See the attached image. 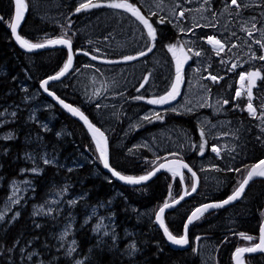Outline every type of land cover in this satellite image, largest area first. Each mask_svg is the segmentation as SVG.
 <instances>
[{
	"label": "trees",
	"instance_id": "trees-1",
	"mask_svg": "<svg viewBox=\"0 0 264 264\" xmlns=\"http://www.w3.org/2000/svg\"><path fill=\"white\" fill-rule=\"evenodd\" d=\"M25 2L28 12L19 31L22 38L30 43H39L40 37L48 36L51 32L55 33L53 36L63 37L67 31L65 38H71L74 49L79 48V38L73 33V27H78V24L74 23L72 16L66 15L61 24L43 21L33 13L30 1ZM129 2L138 4L136 0ZM223 2L229 4L230 0H214L217 11ZM12 16V0H0V17L4 18L0 20V215H3V219H0V264H200L192 246L185 250L171 248L153 220L142 218L137 213V210L150 208L154 215L166 200L170 202L180 197L183 185L179 177L163 172L147 184L136 187L122 186L109 179L102 171L95 145L83 127L39 92V82L62 69L65 51L50 49L22 52L11 39L9 24ZM159 18H152L157 33L155 44L165 50L178 40L180 32L167 19L165 23H159ZM64 25L69 29H65ZM207 34L216 33L206 30L200 36L205 37ZM224 43L226 47L220 55L201 45L202 50L213 60L204 74L223 77L217 83H211L208 79L204 83H208L214 93H224L227 91L225 88H229L227 95L230 92L232 99L231 92L238 73L249 71L237 48L228 50L234 42L224 40ZM232 64L238 67L232 69ZM168 68L163 93L175 80V69L171 64ZM70 75L61 83L50 84L49 89L79 108L94 124H99L92 115L95 114L92 108L84 106L69 84L60 88ZM253 94V106L257 110L254 118L238 110L227 114L230 119L246 126V148L242 152L243 156L230 161H234L231 166L230 162L224 166V153L223 160L221 156L213 157L215 165L222 169L218 172L223 182L220 188L208 189L211 185L206 186L202 171L195 164L196 153L186 155L165 151L155 156L145 147L132 148L131 143L140 136L135 130L130 131L131 135L124 145L117 144L115 137L109 138L110 164L122 175H146L160 162L170 158L184 159L197 173L200 184L196 194L164 215V224L173 235L182 234L184 222L194 208L202 203L227 198L244 179L250 166L264 158V134L256 126L261 113L258 100L264 97V79L257 80ZM43 100L49 102L48 106H40L32 115V104ZM239 101L237 108L245 102L243 98ZM229 104L233 103L230 101ZM164 109L157 111L163 119L155 124H143L141 132L173 122L175 126L185 128L189 135L197 136L198 112L185 114L173 108ZM7 112L12 115L3 120V114ZM126 123L123 120L114 134L120 135ZM115 125H119L118 118ZM214 144L220 145L216 140H208L206 148ZM171 153L178 155L173 156ZM77 158L80 159L75 162ZM54 159L57 163L51 162ZM237 168L241 171H234ZM24 171L35 173L24 175ZM24 176L30 177L31 188L18 205L11 201L8 203L10 183ZM184 180L186 182L183 184L190 190V175L184 173ZM59 193L64 194L65 200L56 204L51 213L36 212L37 206L46 204ZM102 217H105L104 225L101 223ZM263 219L264 178H257L249 184L241 201L205 213L192 224L188 235L191 238L199 233L210 242H215V264H232L231 256L236 248L251 247L257 242ZM64 227L70 231L63 237L61 231ZM240 233L251 235L254 239L245 240ZM244 262L264 264V253L247 256Z\"/></svg>",
	"mask_w": 264,
	"mask_h": 264
},
{
	"label": "rangeland",
	"instance_id": "rangeland-1",
	"mask_svg": "<svg viewBox=\"0 0 264 264\" xmlns=\"http://www.w3.org/2000/svg\"><path fill=\"white\" fill-rule=\"evenodd\" d=\"M29 1L33 13L43 21L61 24L66 19V15H68L72 16L73 20H75L74 23L78 24V27H73L74 32H72L78 36L79 45L82 46L81 49L92 53L97 59L89 61L84 58L81 66L73 69L67 82L60 88L63 89L68 84L70 85L71 89L84 102V106H88L90 109L92 108V112L94 111L95 114L92 115L99 121L97 126L106 133L109 129L110 132L107 135L110 139L115 137L114 141L117 144L124 145L131 135L129 134L130 131L133 129L139 133L140 137H137L131 143L132 148L138 146L145 147L155 156H159L165 151H174L186 155L196 153L195 164L202 171L206 186L211 185L208 189L223 186V182L218 175V172L222 171V169L214 163L213 157L217 153L212 151V147L216 146L220 150L219 156L222 157V160L224 153V166H228L231 160H238V158L243 156L242 152L246 148V126L239 124V121L230 119L227 114L230 111L238 110L239 112L246 113L249 117H253L247 111L246 83L248 81H245V88L242 90L240 98H243L245 102L240 108H237L240 104V98H236L235 94L237 89H240L239 73L245 71L238 73L236 85L231 92L232 99L230 92L227 95L228 90L230 91L229 88H225L227 91L224 93H214L210 85L204 83L206 79L214 83L208 78V74H204L205 70L212 65L213 60L209 54L207 55L202 50L201 45L209 46L208 48L214 51L211 45L207 43L208 36H214L222 42L224 40L234 42L237 45L235 47L237 48V52L245 59L244 62L248 67V71L259 69L262 76L264 61L250 59V57L253 53L256 57L264 55V50L254 42L255 40H264V31H255L251 38L248 36V31L252 30L253 23H255L256 29H264V0H238V3L241 4L239 9L235 6L228 7L230 2L229 4L228 2H223L220 4L218 11L214 0H210L209 4H204V0H136L138 4L135 5L148 16L152 18H159L161 16L166 17L167 20H171L173 27L180 32L178 40L172 43L178 46L177 55H182L179 51V46L183 45L184 52L191 57L183 65L182 83L179 86L180 94L167 104H150L148 100L165 94L163 93V89L168 79V65L171 64L172 68L175 69V60L172 53L168 51V48L164 50L156 47V44L147 55L138 56L140 51L147 50L150 43L147 37V29L142 24L124 15L119 9L114 10L108 7L92 8L76 13L75 9L79 6L81 0ZM181 9L185 10V15L183 18H178V13ZM152 13H156V16L152 15ZM253 17H255V20L252 19ZM152 22L150 23L153 25ZM209 23L215 24V27H196L197 24L207 25ZM64 28L69 29L65 25ZM242 28L248 31H244ZM181 29L185 31H181ZM206 30H212L216 34H207L205 37L200 36V33ZM39 39V43L52 40L44 39L43 36ZM188 49H192V51L189 52ZM197 51L201 53L200 56L193 54ZM125 56H137L138 58L125 61L123 59ZM66 60L65 56L63 64H65ZM173 74H175V71ZM145 76L148 77V82L144 84L143 88H140V84L144 82ZM173 82H170L167 91L171 88ZM133 87L136 88L134 89ZM138 88L139 91H137ZM135 90L137 93H134ZM137 96H142L143 99L137 100V102L134 99ZM224 100H228V104H223ZM230 101L233 103L232 105L229 104ZM258 101L262 113L264 112V107L261 105L264 104V97ZM48 103V101L43 100L32 104V115H34L40 106H48ZM97 105H100V107H97ZM164 107L173 108L174 111L185 114L198 112V117L201 114L202 118L196 116L197 122L201 123V125L199 123L197 136L189 135L185 128L177 127L173 122L161 125L157 124L158 126L142 133L143 124H155L158 122L154 118L145 120L144 117H154V114L158 110L164 109ZM261 113L258 115L256 126L264 134V118L261 117ZM11 115L10 112L3 114V120ZM117 118L119 120L118 126L115 125ZM7 120L8 118L5 121ZM123 120H126L127 123L122 129L121 134H114V132L119 130L120 123ZM5 121L3 122L5 123ZM201 129L204 131L203 140L200 135ZM10 135L12 134H7V136ZM126 136L128 137L126 138ZM206 138L208 140H216L220 145L214 144L207 149L206 144L208 140ZM205 141L206 144L201 155L200 145ZM79 159L77 158L75 162H78ZM81 159L85 160L84 156H81ZM51 162L57 163L55 159L51 160ZM230 163L231 166L234 164V161ZM33 173L35 171L23 172L24 175ZM170 174L172 175V173ZM175 177L178 178V176ZM185 182L183 177V183ZM192 183L193 178L191 177V186ZM30 188V177L24 176L21 179L12 181L10 183L8 203L11 201L12 204L16 203L18 205L25 198ZM63 200H65L64 194L59 193L46 204L37 206L35 208L36 212L49 214L54 210L55 205ZM101 208L104 209L105 207L101 206ZM137 211L140 217L149 221L150 219L153 220L152 209L148 208ZM107 219H109V216ZM105 222V217H102V225ZM69 231L68 227H64L61 235L63 237L66 236ZM73 246L74 244L72 248ZM197 253L200 264H214L213 249L208 241L199 244Z\"/></svg>",
	"mask_w": 264,
	"mask_h": 264
},
{
	"label": "snow or ice",
	"instance_id": "snow-or-ice-1",
	"mask_svg": "<svg viewBox=\"0 0 264 264\" xmlns=\"http://www.w3.org/2000/svg\"><path fill=\"white\" fill-rule=\"evenodd\" d=\"M210 0H204V4H209ZM159 6V5H158ZM235 6L237 9L241 7V4L238 3V0H230V5L228 7ZM100 7H108L111 9H122L125 12L131 13L133 17L138 20L145 29H147V37L149 39V46L147 47L146 51H140L138 53V56H145L148 52H151L153 47L155 46V41L157 39V33L156 29L153 27V25L149 22L150 17H145V15L142 14L141 10L133 3L129 2V0H81L79 3V6L76 7L75 12L79 13L82 10L87 11L92 8H100ZM179 7V5H177ZM28 8L27 3L25 0H14V10H15V16L13 21L9 24V27L11 29L12 35L15 37L16 41L20 44L21 47L26 48L27 50L31 51L33 49H39L44 48L46 45H53V44H59V45H65L68 47V57L67 61L65 62L63 68L53 76L48 77L42 82V87H44V90L47 92L48 88L46 85L49 83L50 80H58L61 77H63L69 70V68L72 65L73 61V55H72V48H71V38H65L67 37V31H65L64 36L60 37L55 40H47L45 43H30L27 39L22 38L18 33V27L20 26L21 21L24 18V14ZM210 10V9H208ZM152 15H156V13H152ZM185 15V10L181 9L178 13V18H183ZM214 15V14H213ZM3 17H0V20H3ZM255 20V17L252 18ZM166 17H160L159 23L163 24L165 23ZM169 23H171V20H168ZM215 27V24L209 23L207 25H199L197 24L196 27ZM68 27H71V23H69ZM244 31H248L247 29H243ZM181 31H185L184 29H181ZM255 31H264V29H256L255 23L252 24V30L248 31V36L251 38L253 36V33ZM235 35V33H233ZM256 44L260 46L262 50H264V40H255ZM207 43L209 45L213 46V50L216 52L217 55H220V53L224 52L226 43L222 42L220 39H217L214 36H208L207 37ZM232 47H237V45L233 44L231 47L228 48L229 51H231ZM251 47V45H249ZM168 51L172 53L173 58L175 60V80L171 85L170 90H168L164 95H161L157 98L149 99L148 103L150 104H167L170 101L174 100L180 93H179V86L182 83V68L183 65L191 59V57L184 52L183 45L179 46V51L182 53V55H177L178 46L176 44H170L168 45ZM189 52L192 51V49H188ZM88 53H85L87 55ZM195 56H200L201 53L199 51L193 53ZM137 56H125L123 59L125 61H131L137 59ZM92 59H97L96 56H92ZM250 59H259L264 61V55H260L259 57H256L255 54L250 57ZM224 63V61H221ZM238 67L237 64H232V69H235ZM230 69V70H232ZM211 81L218 82L219 79H223V77H217L215 75L209 74V77ZM259 79H264V77L261 76V71L255 70V71H249V72H241L239 73V82H240V89H237L236 91V98H240L242 95V90L245 88V81H248L247 84V91L246 95L248 98L247 103V111L250 115L256 116V108L253 107L252 104V89L255 87L256 81ZM148 82V77H144V82L140 84V88L144 87V84ZM139 91V88L137 89ZM49 95L55 96L54 93L49 92ZM57 100H59V97H55ZM136 100L143 99L142 96L134 97ZM228 100H224L223 104H228ZM59 103L63 105L64 108H66L72 115L79 117L81 121H83L84 125L87 127L88 131L91 133L92 139L95 142L96 149L99 152V159L103 163L104 168L108 169L113 176L117 177L119 180L125 181L129 184H140L143 181L149 180L152 176L156 174V172L160 171L161 169H166L168 172L172 173L173 177L177 175H181L179 172V169L185 168L189 172H191L194 182L191 186V191H185L183 195L179 197V199H173L171 203H169L167 200L164 202V204L159 208V211L156 213V221L159 223L160 227L163 228L165 236L168 238V240L175 244V245H186L188 243L187 239V224L185 225V233L184 235H181L179 237L173 235L169 232V229L164 224V212L166 209L173 207L175 204H179L181 200L184 199L185 196L191 195L193 192L197 189V179H196V173L192 172V169L188 166V164L183 163L180 160H172L168 163H160L157 167L154 168L153 171L148 172L146 175L134 177V176H126L122 175L120 172L116 171L115 169L111 168L108 160V140L105 136V133L101 131L100 128L96 127L92 122H90L89 118L80 111L79 108L72 107L69 104L64 103L63 100H59ZM264 107V104L261 105ZM97 107H100V105H97ZM174 110V109H173ZM190 111V109H189ZM261 117L264 118V112L261 113ZM156 119L161 120L163 117L160 116L159 113H155L154 117L145 116V120L150 119ZM200 135L203 140L204 138V131L203 129L200 130ZM10 138V137H9ZM206 144V141L200 145L201 149V155L203 154V149ZM212 151L217 153L219 155V149L216 146L212 147ZM173 156H177V153H171ZM49 161H45V163H48ZM247 167V166H246ZM232 170V169H230ZM234 171H241V169L237 168L234 169ZM254 177H264V159H261L258 163L252 164L247 171L246 176L244 179L239 183L238 187L233 191V193L228 196L227 199H225L222 202L219 203H211V204H204L200 207L196 208L191 215L188 217V224H191L194 220L199 219L205 212H207L209 209L213 208H220L223 207L226 204H229L230 202H233L237 199H239L244 191L245 187L249 184V182ZM181 179H183V176L181 175ZM169 197L171 198V192H169ZM18 202V201H17ZM18 215V214H17ZM0 219H3V215H0ZM260 236H259V243L255 244L252 247H238L235 250V260L236 264H243L242 255L244 253H250L255 251H261L264 252V224L260 226ZM240 235L248 241H252L254 239L251 235H245L243 233H240ZM199 239V238H197Z\"/></svg>",
	"mask_w": 264,
	"mask_h": 264
},
{
	"label": "water",
	"instance_id": "water-1",
	"mask_svg": "<svg viewBox=\"0 0 264 264\" xmlns=\"http://www.w3.org/2000/svg\"><path fill=\"white\" fill-rule=\"evenodd\" d=\"M12 4H13V16H12L11 22L13 21L14 16H15L14 0H12ZM119 10L122 11V12H124V13H126L131 19H133V20H135L136 22L140 23L138 20H136L135 17H133V16L131 15V13L125 12V11H123L122 9H119ZM26 14H27V10H26V12H25V14H24V18H23V20H22L21 23H20V26L18 27V33H17V34H19V31H20L21 25L23 24V21H24V19H25ZM142 14H143V13H142ZM143 15H144V14H143ZM145 17H146V16H145ZM146 18H147V17H146ZM140 24H141V23H140ZM9 31H10V35H11V39H12V41H13L14 44L17 46V48L20 49L22 52H25V53H33V52H37V51H40V50L64 49V50L67 52V57H68V47L65 46V45H59V44L46 45L44 48L33 49V50L29 51V50H27L26 48L21 47L20 44L16 41L15 37H14V36L12 35V33H11V29H10V27H9ZM19 35H20V34H19ZM56 39H58V38H56ZM53 40H55V39H53ZM71 48H72V44H71ZM77 53H78V54L85 55L86 52H84V51H79V52H76V54H77ZM72 55H73V61H72V65H71V67L69 68L68 72H67L63 77H61V78L58 79V80H50L49 83L46 85L47 88L49 87L50 84L61 82V81L64 80L67 76H69V74L72 72V70H73V68H74V66H75V58H76V55H75V52H74L73 49H72ZM85 56H90V55L87 54V55H85ZM57 73H58V72H57ZM57 73H56V74H57ZM56 74H54V75H56ZM51 76H53V75H51ZM49 77H50V76H49ZM47 78H48V77H46L45 79H47ZM45 79L41 80V81L39 82V84H38L39 92H40L41 94H43L45 97H47L48 100L50 101V103H51L53 106L57 107L62 113L66 114V115L69 116L71 119H73V120L76 121L78 124H80V125L83 127V129L85 130V132L87 133V135L90 137V139L93 141L92 136H91V133L88 131V129H87V127L84 125L83 121H81V120L79 119V117L72 115V113H70L66 108L63 107V105H61V104L59 103V100H63V99L60 98V97H59L54 91L50 90L49 88H48V91H47V92L44 90V87H42L41 85H42V82H43ZM247 84H248V82H247ZM49 92L54 93L55 96H53V95H49ZM55 97H59V100H57ZM63 101H64V103L69 104V105H71L72 107H75V106H73L72 104L66 102L65 100H63ZM75 108H77V107H75ZM80 111H81V110H80ZM89 120H90V119H89ZM90 122H91V120H90ZM95 126H96V125H95ZM96 127H97V126H96ZM98 128H99V127H98ZM100 129H101V128H100ZM101 131H103V130L101 129ZM103 132H104V131H103ZM104 133H105V132H104ZM105 136L107 137L106 133H105ZM107 140H108V137H107ZM93 142H94V141H93ZM94 143H95V142H94ZM98 153H99V152H98ZM108 160H109V164H110L109 140H108ZM172 160H180V161H182L183 163L188 164L184 159H179V158H171V159H167V160H165V161H162L161 163H168L169 161H172ZM100 163H101V169H102V171H103V172H104V173H105V174H106V175H107L112 181H114V182H116V183H118V184H120V185H122V186H126V187H136V186H141V185L147 184L148 182H150L151 180H153L158 174L163 173V172H168L166 169H161L160 171L156 172V174H155L154 176H152V177H151L149 180H147V181H143V182H141L140 184H129V183H127V182H125V181H122V180H119L117 177L113 176L112 173H111L108 169L104 168L103 163H102L101 161H100ZM257 163H258V162H257ZM159 164H160V163H159ZM159 164H158V165H159ZM158 165H157V166H158ZM110 166H111V164H110ZM157 166H156V167H157ZM188 166H189V165H188ZM189 167H190V166H189ZM111 168H112V166H111ZM190 168H191V167H190ZM191 169H192V168H191ZM153 170H154V169H152L151 171H153ZM184 171H186V172H187L188 174H190L191 177H192L191 172H189L187 169H185V168H181V169H179V172H180V174H181L182 176H183V172H184ZM192 172H195V171L192 169ZM195 173H196V172H195ZM181 175H179L180 178H181ZM192 178H193V177H192ZM257 178H263V177H254V178L249 182V184H250L251 182H253L255 179H257ZM196 179H197V181H198V182H197V189H196V191L193 192L191 195L185 196L184 199L181 200L179 204H175L173 207H170V208L166 209L165 212H164V215H165L166 213H168V212H170V211L176 209V208H177V207H178V206H179V205H180L185 199H187V198L193 196L194 194H196V192L198 191V188H199V177H198L197 174H196ZM193 182H194V180H193ZM249 184L245 187V191H246L247 187L249 186ZM182 185H183V184H182ZM190 190H191V189H190ZM185 191H186V189H185V187H183L182 192H181V195H183ZM245 191H244V193H245ZM189 192H190V191H189ZM244 193H243V195H244ZM181 195H180V196H181ZM243 195H242L239 199H237V200H235V201H233V202H230L229 204H226V205H224L223 207L209 209L207 212H209V211H213V210H216V209H221V208L229 207V206H231V205H233V204H235V203L241 201V199L243 198ZM229 196H230V195H229ZM227 198H228V197H227ZM227 198H225V199H227ZM177 199H179V197H178ZM225 199H223V200H221V201L206 202V203L200 204V205L197 206L196 208H198V207H200L201 205H204V204L219 203V202L224 201ZM171 202H172V201H171ZM171 202H169V203H171ZM196 208H194V209L188 214V216H187V218H186V220H185V222H184V225H183V234H182V235H184V233H185V225L187 224V239H188V230H189V228L191 227V225H192L195 221L198 220V219H196V220H194L191 224H188V217L191 215V213H192ZM158 211H159V209L156 211V213H157ZM207 212H205V213H207ZM156 213L154 214V224H155V226L159 229V231H160V233L162 234V236H163L165 242L167 243V245L170 246V247L173 248V249H176V250H185V249H187V248H188V243H189V241H188V243H187L186 245H175V244L171 243V242L168 240V238H167V237L165 236V234H164L163 228H161L160 225H159V223L156 221ZM205 213H204V214H205ZM204 214H203V215H204ZM203 215H202V216H203ZM202 216H201V217H202ZM201 217H200V218H201ZM163 218H164V217H163ZM262 224H264V219H263V221L261 222L260 226H261ZM259 230H260V227H259ZM259 236H260V231L258 232V242H257V243H259ZM257 243H256V244H257ZM259 253H262V252H261V251H255V252H250V253H247V252H246V253H244V254L242 255V260H243L244 257H246V256L256 255V254H259ZM234 254H235V252L233 253V255H232V257H231L232 264H236L235 255H234Z\"/></svg>",
	"mask_w": 264,
	"mask_h": 264
},
{
	"label": "flooded vegetation",
	"instance_id": "flooded-vegetation-1",
	"mask_svg": "<svg viewBox=\"0 0 264 264\" xmlns=\"http://www.w3.org/2000/svg\"><path fill=\"white\" fill-rule=\"evenodd\" d=\"M139 6V5H138ZM115 10V9H114ZM117 10V9H116ZM141 12H143V14L145 15V16H147V17H150V19H149V22H152V17L151 16H148L144 11H142L141 10ZM121 13H123V12H121ZM124 14V13H123ZM124 15H126V14H124ZM127 16V15H126ZM55 33L54 32H51L48 36H43L44 38H47V39H55V38H58L57 36H53ZM78 47L79 48H77V49H74L73 48V50H74V52L76 53V52H79V50H83V49H81L82 48V46L81 45H78ZM65 51V50H64ZM85 51V50H84ZM65 54H66V57H67V53L65 52ZM92 54V53H91ZM91 54H89L90 56H85V55H82V54H75L76 55V58H75V67H80L81 66V64H82V62H83V59L84 58H92V56H91ZM92 61H94V60H92ZM74 67V68H75ZM183 68H184V66H183ZM182 68V69H183ZM61 83V82H60ZM58 84V83H57ZM255 86H256V84H255ZM164 95V94H163ZM168 107H170V106H168ZM164 108H167V107H164ZM259 232V231H258ZM182 234H183V231H182ZM181 234V235H182ZM180 235V236H181ZM194 238V239H193ZM197 238H199V239H197ZM193 239V242L191 243V240ZM188 241H189V243H188V247L189 246H192L193 247V253H195V254H197V250H198V246H199V244L200 243H202V242H205V241H208L209 242V244L211 245V247H212V249H213V254H214V243L213 242H210L209 241V239L208 238H205V237H203L201 234H199V233H197V234H195V235H193V236H191V238L189 237V235H188ZM212 243H213V245H212ZM188 249V248H187ZM264 253V252H263ZM260 254H262V253H260ZM199 257V256H198ZM214 264H215V262H214Z\"/></svg>",
	"mask_w": 264,
	"mask_h": 264
},
{
	"label": "bare ground",
	"instance_id": "bare-ground-1",
	"mask_svg": "<svg viewBox=\"0 0 264 264\" xmlns=\"http://www.w3.org/2000/svg\"><path fill=\"white\" fill-rule=\"evenodd\" d=\"M28 12V11H27ZM182 33V32H181ZM180 35V34H179ZM211 47H212V49H213V46L211 45ZM134 89L136 88V87H133ZM128 91H129V89H127ZM131 90H132V88H131ZM126 91V90H125ZM122 92V91H121ZM131 92V91H130ZM133 92V91H132ZM134 93H137L136 92V90H135V92ZM133 93V94H134ZM136 100V99H135ZM119 101V100H118ZM120 101H121V99H120ZM137 101V100H136ZM138 102V101H137ZM119 103V102H118ZM118 106V105H117ZM204 115V114H203ZM198 117V116H197ZM200 117L202 118V116H201V114H200ZM200 117H198V118H200ZM139 118V117H138ZM141 119V118H140ZM135 120H137V119H135ZM138 121V120H137ZM199 121H200V119H199ZM101 122V121H100ZM136 122V121H135ZM143 123V122H142ZM200 123V122H199ZM138 125V124H137ZM140 125L142 126V124L140 123ZM200 125H201V123H200ZM139 126V125H138ZM138 126H136V127H138ZM104 128V127H103ZM132 128V127H131ZM133 130V129H132ZM137 130V129H136ZM107 131V130H106ZM108 131H109V129H108ZM110 132V131H109ZM142 133H144V132H142ZM140 137V136H139Z\"/></svg>",
	"mask_w": 264,
	"mask_h": 264
}]
</instances>
